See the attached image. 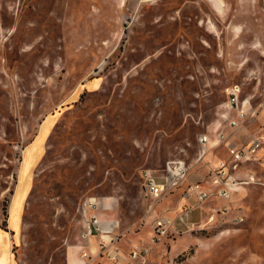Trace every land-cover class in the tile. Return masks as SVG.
Listing matches in <instances>:
<instances>
[{
  "label": "rangeland",
  "instance_id": "obj_1",
  "mask_svg": "<svg viewBox=\"0 0 264 264\" xmlns=\"http://www.w3.org/2000/svg\"><path fill=\"white\" fill-rule=\"evenodd\" d=\"M235 85L248 116L230 128ZM221 131L264 137V0H0V217L11 204L17 264H66L73 246L95 264L136 248L138 264H264V143L229 197L187 191L229 159ZM179 163L178 187L144 194L143 170ZM90 197L106 231L85 239Z\"/></svg>",
  "mask_w": 264,
  "mask_h": 264
},
{
  "label": "built area",
  "instance_id": "obj_2",
  "mask_svg": "<svg viewBox=\"0 0 264 264\" xmlns=\"http://www.w3.org/2000/svg\"><path fill=\"white\" fill-rule=\"evenodd\" d=\"M225 95L227 97L226 106L230 112H235L234 116H228V126L230 128H238L248 116V110L240 100V89L237 85L229 86L225 89ZM200 141L205 145L208 142V136H203ZM228 141V136L225 132L221 131L218 133L217 144L226 143L229 152V159H220L218 166L215 168L211 176V186L205 187L201 182L188 185L187 191L198 203H203L212 197H229L231 189L236 184L235 181L237 178L235 177L234 172L242 163L256 160V153L264 143V137L252 136L248 142L239 147ZM185 173L186 169L181 163H179V166H176L169 177L165 176L162 179H159L158 176L150 170H143L141 174L143 192L148 196H161L166 194L182 183ZM247 176L248 181H259V178L252 173ZM98 207L99 202L97 198L90 197L81 203L80 208L83 217V236L85 239H90L98 234L101 235L102 232L106 231L100 217L98 216ZM185 209L187 210L188 208ZM158 231L160 234L165 232L163 228L158 229ZM107 244L108 242L101 240L99 243L100 250L102 251L104 248L107 249ZM143 253H145V250L137 248L131 250L130 257L126 264H138L137 261L143 256ZM81 257H87L85 251L81 253ZM109 258L113 260L115 264H121L120 261L118 262L117 255L112 254L111 251L109 252Z\"/></svg>",
  "mask_w": 264,
  "mask_h": 264
},
{
  "label": "crops",
  "instance_id": "obj_3",
  "mask_svg": "<svg viewBox=\"0 0 264 264\" xmlns=\"http://www.w3.org/2000/svg\"><path fill=\"white\" fill-rule=\"evenodd\" d=\"M263 166H264V164H263ZM28 193H29V191L27 192V197H28ZM8 211H9L8 212V218H7L8 220H6V221H8V225L3 226L2 219L0 217V258H2L5 255L6 264H17L16 259H15V254L13 251V243L16 239L18 240L19 237L16 236L17 235V228L13 224L12 213H11V204H10ZM22 222H23V213H22ZM21 230H22V225H21L20 231ZM95 236H97V235H95ZM95 236H93V237H95ZM89 241L86 240V244H88ZM89 248H90V246H89ZM81 249L83 250L84 248H82V246L71 247L67 253L66 264H85V263H87V261L89 264H95L96 263L97 257H95L94 254L92 256V252H91L93 250V248L89 249V251L91 253L89 255V257L92 256L91 259L82 258L80 255V251H82ZM95 249H97V247H94L93 251H95Z\"/></svg>",
  "mask_w": 264,
  "mask_h": 264
}]
</instances>
